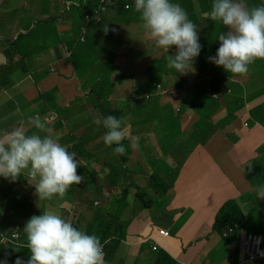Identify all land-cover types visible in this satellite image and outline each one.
I'll return each mask as SVG.
<instances>
[{"label":"crops","instance_id":"obj_1","mask_svg":"<svg viewBox=\"0 0 264 264\" xmlns=\"http://www.w3.org/2000/svg\"><path fill=\"white\" fill-rule=\"evenodd\" d=\"M112 1L116 6L102 21L90 24L84 15L100 0H0V138L17 127L31 134L30 118L39 117L47 128L41 135L75 152L82 176L63 199L51 201L37 198L35 181L26 175L15 182L0 177V229L20 233L15 243L0 247L12 249L0 254V264H27L24 226L46 209L99 237L105 264H155L161 254L177 264H231L236 255L239 264L241 245L225 244L213 226L221 207L234 201L253 218L250 231L264 230V199L256 194L264 184V60L243 76L195 61V74L161 80L156 71L150 77L155 61L174 55L175 47L169 53L156 48L136 14H129L134 4L126 10L125 0ZM184 1L207 38L212 0H171L186 11ZM261 4L256 0L255 6ZM216 33L214 28L210 39ZM88 35L96 45L122 36L127 46L122 53L113 49L116 56L87 54L82 63L77 57L92 67L78 74L72 58L89 47ZM203 75L214 81L219 100L210 91L200 93ZM175 79L181 82L173 86ZM188 82L194 86L185 87ZM108 115L127 125L124 155L105 145L106 130L95 122ZM208 131L213 134L203 142ZM121 163L116 178L110 167ZM259 201L263 215L255 218Z\"/></svg>","mask_w":264,"mask_h":264},{"label":"clouds","instance_id":"obj_2","mask_svg":"<svg viewBox=\"0 0 264 264\" xmlns=\"http://www.w3.org/2000/svg\"><path fill=\"white\" fill-rule=\"evenodd\" d=\"M134 10L139 14L145 37L156 48L169 53L175 47V54L168 55L167 68L180 75L195 74L193 64L201 51L200 29L185 9L171 0H134ZM208 16L227 29L219 33V47L215 56L208 57L209 62L226 73L243 76L249 65L264 60V4L249 6L245 0H213ZM95 122L106 130L105 145H115L113 151L124 155L125 122L112 115L102 120L97 118ZM30 123L36 130L31 134L17 127L0 138V177L15 182L26 175L35 181L32 186L40 201L63 199L73 184L82 182V176L77 174V154L57 139L42 136L47 128L39 117L30 118ZM132 145L138 147V142L133 139ZM256 194L258 199H264V184L258 186ZM23 231L30 252L27 264H105L99 237L78 230L51 209L31 216ZM260 239L257 237L256 242Z\"/></svg>","mask_w":264,"mask_h":264},{"label":"trees","instance_id":"obj_3","mask_svg":"<svg viewBox=\"0 0 264 264\" xmlns=\"http://www.w3.org/2000/svg\"><path fill=\"white\" fill-rule=\"evenodd\" d=\"M125 2H126V0H125ZM246 3L249 6H255L256 0H246ZM132 4H134V0L129 3V9H131ZM187 4L191 5L190 2H187ZM99 9H100V5L98 4L96 9H94V10L92 9L91 11L87 12L84 15V19L86 20L87 23H89L87 21V16L93 15L94 12L99 11ZM188 17L191 18L189 16V14H188ZM91 24H93V23H91ZM209 26H210V28L208 29V32H207V38L205 37V39L203 40V44H202L200 55H199L200 61L203 62L205 66L207 63H209V60L207 59L208 51H209L208 45L213 44L212 54L215 56L216 51L219 47V41L217 40V37H218L220 32L227 31V29H225L224 26L220 22L212 21L210 18H209ZM217 26H218V30H217L216 35L212 39H210V32L214 28H217ZM166 63H167V59H166ZM214 67L218 68V69L222 68V67H217L215 64H214ZM76 70L78 71L79 67H76ZM156 71H158V69L156 67H154V64H153L151 70L149 71L150 77H152L154 75V73L156 75H158L156 73ZM173 72H175V70ZM177 74H178L177 77H179L180 74L179 73H177ZM151 81L154 82L155 79L154 80L152 79ZM181 84H179V86H181ZM198 87L200 89V93L209 95V91H210V94H219L218 89H216L214 86V81L199 82ZM263 90H264V87H263ZM263 111H264V105H263ZM212 134H213V131H208L205 134V136L202 138L203 142H206V140H208ZM256 181H257V179H256ZM249 228H255V223L253 221V218H248L247 216H245L240 205L237 202L230 201V202H227L226 204H224L221 207V209L218 211V213L215 217L213 232L217 233L221 237V239L224 241L225 244H227V245H229V244L235 245L236 244L237 246H240L243 235L245 233H248V232L251 233L252 232V231H250L251 229H249ZM0 247H3V246L0 244ZM11 253H12L11 248L3 249L0 252V254H9V255H11ZM230 258H231V256H230ZM236 259H238V258L235 255V261H233V262L231 261V264H238V260H236ZM155 264H177V263L173 259H171L168 255L161 254L158 257V259L156 260ZM262 264H264V263H262Z\"/></svg>","mask_w":264,"mask_h":264},{"label":"rangeland","instance_id":"obj_4","mask_svg":"<svg viewBox=\"0 0 264 264\" xmlns=\"http://www.w3.org/2000/svg\"><path fill=\"white\" fill-rule=\"evenodd\" d=\"M103 1H105V0H100V3H102ZM212 3H213V0H212ZM183 4L182 5L186 8V11L189 14H191L194 11V8L191 5L187 4L186 1H184ZM114 7H112V8H114ZM112 8L106 9L105 12L108 11L109 9H112ZM105 12H103L102 15H101V21H102V16H103V14H105ZM129 14L130 15L136 14V19L135 20H136V22L138 24H141V22L139 20V14L137 12H135V10L129 12ZM215 29L218 30V26ZM204 37H205V35L203 34L202 30H199V43L201 44V47H202V44H203L202 39H204ZM86 38L89 39V47H81V48H79L74 53V57L72 58V62L75 63L77 65V67H79L78 74L80 72L84 71V70L92 69V67H91V64L89 63L88 59L82 65H80V63L77 62V60H76L77 57L78 58H81V63H82V61L84 60V58H85V56L87 54H92V53L103 54V53L108 52V53L111 54V56H116L117 55L116 53L115 54H112V50L113 49H115L116 52L117 51H120L122 53L121 47L124 49L127 46L126 40L122 36H120V37H106L104 45H96L94 43V41H93V36L88 35ZM84 46H86V45H84ZM208 47H209L208 57L209 56H214L212 54V51L210 52V48H213V44H209ZM208 57H207V59H208ZM195 61L201 62L200 59H199V56L195 59ZM166 64H167L166 63V57L164 59H162V60H157L154 63V67H156L158 69V71H159V78L161 80H163V78H166L167 76H177L178 75L175 72H169L167 70ZM204 70L207 71L208 69H204ZM213 70H214V68H213ZM88 72L90 73V70ZM208 78L209 77H207V75H203V77L199 80V82H202L204 80H207ZM163 82H164V84H166V81H163ZM179 82L180 81L178 79H175V82L173 83V86L178 85ZM184 86L187 87V88H189V87H192L194 85L193 84H190L188 82ZM189 99H192V98L189 97ZM189 99L187 100V102H191ZM163 123L164 122H162V124ZM170 123H171V120H170ZM101 166H102V168H105V165H101ZM123 168H124V164L123 163L116 164V165H112L110 167V169L112 170L113 176L116 177V178L119 177L120 172H122V169ZM106 181H107V179H106ZM258 182L259 183H262L261 181H258ZM259 215H263V211L261 210V202L260 201H259L258 207H255V211H254L253 216L255 218H258ZM92 226L95 227L96 226V223H93ZM252 232H255L256 234H259L261 236H264V230L263 229L260 230V231H252ZM239 248H240V246H239ZM220 249H221L220 252H221L222 256L228 258V256H229L228 248H225L224 246H222L220 244ZM239 256H240V258H239V264H243V261H246V259L241 254H239ZM209 262H210V260H209Z\"/></svg>","mask_w":264,"mask_h":264},{"label":"built area","instance_id":"obj_5","mask_svg":"<svg viewBox=\"0 0 264 264\" xmlns=\"http://www.w3.org/2000/svg\"><path fill=\"white\" fill-rule=\"evenodd\" d=\"M133 0H126L125 9H129V3ZM100 9L99 11H95L93 15L87 16V21L91 23H100L101 15L105 12L106 9L112 8L114 3L112 0H105L102 3H99ZM159 88V87H158ZM213 98L215 100H219V95L214 94ZM0 228H1V219H0ZM20 237V233L13 232L11 234L2 232L0 229V244L2 246H9L10 244L15 243ZM164 238H169L168 232L163 233ZM260 237L259 243L256 242V238ZM156 251V249H154ZM104 251V245H103ZM241 253L246 258L248 264L252 263H264V238L256 233H245L242 237L241 241Z\"/></svg>","mask_w":264,"mask_h":264}]
</instances>
